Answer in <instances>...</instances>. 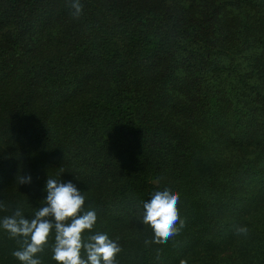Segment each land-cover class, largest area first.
I'll return each mask as SVG.
<instances>
[{
    "label": "trees",
    "instance_id": "obj_1",
    "mask_svg": "<svg viewBox=\"0 0 264 264\" xmlns=\"http://www.w3.org/2000/svg\"><path fill=\"white\" fill-rule=\"evenodd\" d=\"M70 2L0 0V221L33 218L49 176L119 264H264V0H80L78 19ZM164 187L185 227L145 244ZM18 249L0 226V264Z\"/></svg>",
    "mask_w": 264,
    "mask_h": 264
},
{
    "label": "clouds",
    "instance_id": "obj_2",
    "mask_svg": "<svg viewBox=\"0 0 264 264\" xmlns=\"http://www.w3.org/2000/svg\"><path fill=\"white\" fill-rule=\"evenodd\" d=\"M70 7L73 17L78 19L83 13L80 0H71ZM16 180L19 184L32 182L30 175H19ZM44 190L47 196L43 204L46 206L35 211L33 218L26 219L17 208L0 221V226L19 244V249L12 253L15 258L22 264H42L38 254L49 246L54 232L52 259L58 264H119L120 244L107 233L95 231L97 213L85 209V196L76 185L48 176ZM179 199L178 192L164 187L143 202L141 221L153 230L152 239H146L145 244H166L181 233L186 221L177 207ZM0 210H8L2 201ZM247 231L244 226L235 228L237 235L247 234Z\"/></svg>",
    "mask_w": 264,
    "mask_h": 264
},
{
    "label": "water",
    "instance_id": "obj_3",
    "mask_svg": "<svg viewBox=\"0 0 264 264\" xmlns=\"http://www.w3.org/2000/svg\"><path fill=\"white\" fill-rule=\"evenodd\" d=\"M153 186H157V182L156 181H152Z\"/></svg>",
    "mask_w": 264,
    "mask_h": 264
}]
</instances>
